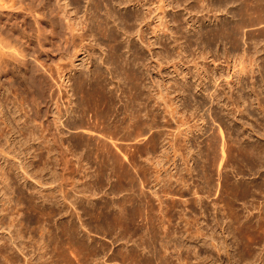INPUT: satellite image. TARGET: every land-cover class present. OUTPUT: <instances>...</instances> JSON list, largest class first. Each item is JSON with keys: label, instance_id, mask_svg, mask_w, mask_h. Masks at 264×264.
Masks as SVG:
<instances>
[{"label": "rangeland", "instance_id": "rangeland-1", "mask_svg": "<svg viewBox=\"0 0 264 264\" xmlns=\"http://www.w3.org/2000/svg\"><path fill=\"white\" fill-rule=\"evenodd\" d=\"M8 1L6 3L7 4L6 7H0V12L4 11L3 13L2 12L0 13L1 14L0 16L2 17V21L5 24V26H7V29L10 30L12 26L14 27L19 23H20L19 25H22L24 22H27L29 25V22H31V18L29 17L28 14H26V12H24V7H23L24 5H22V3L19 4L20 2L18 0H15V2L13 3H11V1L10 2ZM27 1L29 2V0H25V2ZM67 1L69 2V0ZM74 1L76 2L75 5L78 6L79 9H77L75 5L72 6L69 5L68 8H65V10H69L71 13V18H72L71 22H69L70 20L67 18L66 16L67 14H65L64 10L62 9L63 7H61L59 0L52 1L53 7L55 8V12L58 15L57 16V21L59 24L58 33L54 37L50 36L49 34L48 36H50L49 37L50 39L49 38L45 40L43 39L41 40L40 44L36 46H32L31 52L29 54L30 75L34 77L36 76L35 79H37L38 82L43 83L44 85L43 90H45L43 93L44 95L37 94L34 91L35 89L32 88L28 89V87L25 88L19 83L18 79L15 76H13L12 74H5L0 70V86L3 83L6 84L8 83L11 89L8 95L13 94L14 98L16 97V103H14L13 106H10V108H7L2 104L0 107V149L1 150L4 149L6 153V154H2V152L0 151V246H4L3 244L7 243L9 247L8 249L10 250L11 253H14L13 256L17 258L15 259V261L20 260L21 262L18 261L20 264H25L26 260L28 264H36V263L42 264L44 262H45L44 264H66V263L67 264H125V263L128 264L129 261L126 262L124 261L123 263V259L120 256H118L117 253L119 252L118 248L119 250L122 249V251H125L128 248L131 249L132 246L136 244L134 247L137 248L139 247L140 250H143L142 248H144V246L141 247L140 242H142L141 237L143 236V233L145 235L144 231H147V229L143 228V230H141L142 228L139 225L141 224L143 225V222L141 221L142 219H140L139 222L137 223L139 224L138 225L139 232L136 231L135 234V231H133L134 228H131V230L126 231L127 229L121 226L120 228L113 222H111V225L108 226V223L110 222L100 223V221L97 220L95 216L94 218L90 216H86L81 206L84 205L86 207L93 208L95 207V205L98 206L101 202L103 203L105 201H111L113 199L115 201L116 200L118 201L121 198H123L122 196H127L130 194V196L132 195L133 197H135L134 199L137 200L135 203V207L137 209L134 207L137 212L140 206H143L145 204L144 202H142V199H144L146 195L148 196L147 198L151 197L152 199L151 204L149 203L151 206L148 204L150 207L148 206L149 208L147 207L148 209L146 210V213L148 212L149 214V215L146 214V216L148 215L147 216L148 219L152 221L150 222L149 220V224L151 226H155L157 224L155 228L157 229L158 227L157 229L158 231H162V229L166 230V228L168 229V226L171 225V223L173 224V226L172 225L171 226L173 229L172 231L174 232L173 233L174 239L169 240L167 238L169 240L168 243V240L163 241L161 240V238H159L160 240H158V242L156 243L157 249H160L163 244H166L167 246L170 247L171 250L167 251V255L168 252L169 254L170 253L172 254L173 256L171 258L172 264H264V261L262 262V259L261 258L259 259V257H262L263 255L262 248L264 245L259 247L258 249L259 252L257 251V253H259L257 256L258 259L255 260V258L250 259L247 254L243 253L242 244L241 243L239 244L237 242V236H235L234 232H232L233 228L231 227L229 220L231 219L229 217L231 215H230L229 207H227L228 199H225L228 198V196L226 193H223L225 192V190L223 191V188H221L223 187L222 186L223 182L219 179V175L217 174L218 171H215L219 169V167L217 166H220L222 162L225 163L226 160V165L229 164V166L225 165L226 168L227 167L228 168L227 170L224 169V172L229 171L231 176L230 178L231 182L233 181L236 182L241 180L244 181L253 180L259 177L260 175L259 173L258 174L241 173L238 169H236L233 164L234 161L233 160L232 162L231 160L227 161V158H225L227 156L226 154L227 148H225L222 143L226 141H230L234 143L233 145L236 144L238 146L241 143H246L250 141L249 143H254L264 148V136L261 135V132L262 134L264 132V112H261L258 109V105H256L258 100H256L257 97L253 93L254 89L256 88L257 91L261 93L260 95L261 98L264 99V22L262 23L260 22L261 24H259V22L256 24H252V23L248 24L246 29H248L249 34L247 36H249L250 39L246 41L247 42L246 45H244V42H242L240 44V46L242 47L236 45L232 46L231 43L226 41L224 42L221 40H219V42L214 41L213 37L210 40L209 44L208 43L205 44L203 42V39L201 38L203 34L202 32L209 31L213 28L216 29L219 23L220 24L223 23L221 22L222 20L225 19L229 20L236 18L235 19L236 21L234 19L229 20L231 21L229 22L231 23L230 24L231 26L232 24H234L233 26H236L239 18L235 16L234 13L235 11H237L238 7H240L238 6V4L229 7L230 12L226 14L227 11L226 7H224L226 10L223 7L221 9L213 7L215 9H212L211 11L210 9H204L203 7H201L202 6L200 5L201 3L200 4L196 3L197 0H188L189 2L187 1L186 4H184L186 0H183L184 3L182 2V0L179 1V3L173 0H164L166 3L162 2L161 0H144L145 2H148L149 5L148 7L150 8V11H152L151 18L146 22H143L140 26L143 30L142 35L146 43L142 44V42L139 41L138 38L140 36V33H138L139 36L137 35L131 36L130 40H133L131 41L132 45L137 46L140 49V52L145 53L144 56L146 59L144 61L143 59L140 60L139 58L140 56L138 57V55L135 52H133L134 50H136V48L129 47L130 42L126 41L127 37L122 34L121 28L115 31L116 35L119 37L118 42L123 45V52L126 53L125 54L126 58H130V60L132 59L131 61L134 60L135 62H132L134 69L136 71L138 70L137 72L144 76L145 82H141L140 87L136 86L133 89V86H135L133 84H135L136 82H134L132 79H127L123 71H121L120 73V70H118L117 74H114L115 75L114 78L113 75L107 74L108 73L107 68L109 66L108 63L105 64V62L108 61V56H109L108 53L110 51L109 48L107 47L108 44L107 40L101 34H97L96 37L92 38V44L95 46L93 50L90 49L88 40H85L86 44L82 40L84 36H82L81 33L83 34L86 32V29H84L83 31V28L85 24H87L88 22L87 19L89 18V16H91L90 14L94 13V2H93L94 0H80V1L74 0ZM77 2L78 3L81 2V3H79L78 5ZM165 4L166 5L170 4L166 9L168 13V23H169L168 37H163L162 36L163 32H157V28L159 26V15L163 11L162 8L160 9L157 7L160 6L165 7ZM4 5L5 4L1 6ZM122 7L123 6H119L118 10L119 8ZM139 8L140 7L137 5V9ZM134 9H135L134 6H132V10ZM144 9L145 11L148 10L147 7ZM20 11L22 14L16 13ZM123 12L126 13L125 10ZM2 14H5V16H3ZM100 14L104 16L105 14L104 6H102L101 8ZM75 21H76V30L74 31L71 29V26L69 25H71L70 23H75ZM262 21H264V18L262 19ZM93 22L95 21L92 18L91 27L93 26ZM109 22H110V26L118 25L119 27H122L123 25V23H121L120 21L114 23L113 19L110 20ZM180 32L181 35L179 34ZM169 33L170 35L171 33H173V36L172 35L170 36ZM79 35H81L83 38ZM174 38L179 39L177 43H174L172 41ZM165 41H167L168 43V45L166 44L167 46L164 45ZM148 43H153V45L151 46L152 49L151 54L149 52V48L146 46V44ZM42 44L44 46H42ZM83 44L84 47H82ZM39 45L41 46L39 47ZM203 51H205L207 55L206 58H203L200 55V52ZM91 54L93 55L91 56ZM241 56L243 59L241 58ZM252 56L253 59H251ZM135 57L138 58L135 59ZM239 58H241L242 61H245L247 58L248 59L247 66L249 68L250 67L253 68L250 64L253 65L255 64L254 66L255 72L253 71L250 72V74H243L240 76L239 70L243 62L241 61V63L239 64L240 61ZM99 60H101L102 62ZM201 65H203L204 68H202ZM75 67H78L79 69L78 68L77 69L79 71L76 72L75 70H73ZM97 68L101 69L104 73H106V76L108 77V78L106 77V83L108 85V89L113 90L115 92L116 101H117L116 108L120 109L119 113L116 114L114 113L113 117L109 120V123H113V121H116L117 119H123V120L125 119L124 121L128 123L129 121L128 117L127 115L124 114V109H123L124 106L127 104L135 105L137 111L141 110L140 114L143 115V118L145 120H147V118L149 117L148 119L150 120V122H152L153 120L155 121L154 123L153 122L151 123L154 125L151 126L147 125L144 127V129L147 130H145L146 132L145 131L142 132V134L144 133L143 134L144 136H141L143 139L141 138L139 140L138 138L137 139L132 138L133 142L127 139L128 141L124 143V145L126 144L124 146L126 151H128V153L130 152L131 154L134 153L138 157L137 166L135 165L136 167L129 165L131 171L129 167L126 166L127 170L129 169L128 170L129 173L126 170L125 166L124 167L120 166V165L122 166L125 165V162H127L129 155L127 156L124 154L121 155L122 157L124 156L123 157L124 159H122L124 163L121 160L123 164L121 163L119 165V163L115 162V160H113L115 158H114V152L112 150L115 145L109 142L111 138L108 137L107 134H104V136L106 135L105 136L107 137L106 139L109 138L110 139L109 140L104 139L105 141L103 140L102 142L106 144V146L104 145V147H108L109 149L105 148L106 151L103 150L101 151V153L103 154L105 151V154H103V158H106L109 164L104 166L103 171L100 168L97 169V167H100L97 164L99 162V159H97L96 161L98 162H96L94 156L93 157L90 156L93 155L90 154L92 152L91 148L97 147L95 146L96 144L94 143L95 145H93L92 142V145L88 149L91 151H88L87 148L81 149V151L84 150V153H86L87 160L88 158L92 159V160L90 159L88 162L89 174L92 177H93V173L94 175L96 174L95 175L96 179L94 177L92 178L88 174L89 177H87L88 178L87 186L85 187L83 186V182L85 181V179L83 178L84 174H82L83 169L82 170L80 168L76 169L75 167L72 166L71 163H69L68 169L67 167L66 168L64 167V163L66 159L71 158V155L69 154V150L72 149H73L72 151L77 150V148H75V145L76 142L78 141L77 139L81 134L80 132H82V130L81 129L76 130L73 128L69 129L65 125H67V122L69 121H77L83 119L80 118L79 112L82 110V108L87 102L81 98L82 95H78V94L74 95L75 85H73L74 80L71 78H75L80 73L87 76L91 74L90 78H92L93 73ZM202 69L207 70V72L209 73V75L206 78H204V80L200 79L199 77L200 70L201 73L203 72ZM70 70L72 71L71 74H69ZM60 73H63V75L65 76L63 78H60ZM116 76H118L119 78L118 77L116 78ZM130 80H132V82ZM185 84L188 85V88L190 86V90L185 91L182 88ZM136 85L139 84L136 83ZM208 88L210 90L213 89L216 94L220 93L222 97L219 98H216L215 96L213 98L209 97L208 96L209 92L208 91L206 92L205 90ZM135 89H136V93H135ZM223 90L228 95L229 94L231 95L232 93H235L236 95L238 91L239 93H242L241 95L245 98V106H242L246 110L245 114L243 113L239 115L235 113L236 116H234V114L231 113L232 112L231 110L226 109L225 105L227 104V99L223 97V93H224V92L222 93ZM137 92L139 94L144 93V95L143 94L139 95V97L140 96L141 97L138 98V100H135L134 98ZM146 96L148 100H146L147 99ZM130 97H132V99ZM0 98L3 101H5L4 100L5 98L3 96H0ZM70 101L71 104L69 103ZM135 101H137L138 103ZM252 102H254V105H252ZM67 107H69V116L67 117L68 114H66V116L60 118L61 115L66 113ZM146 107L149 108L147 109ZM84 109H86L87 111L84 116V119L86 120L83 119L84 122L89 126V124H91V122L93 121L91 124L93 126V123L95 124L96 122H98L94 120L95 119L94 117H92L93 111H91V109L86 107ZM144 113L145 114L148 113L149 116L146 115L147 116L146 117ZM237 116L239 119L242 116L243 119L241 121L239 120L236 121L235 117ZM219 118H221L222 123L217 121ZM4 119H6L5 123L2 122V120ZM61 120H63L62 123L60 122ZM168 121H170L169 124L171 126H168ZM219 124L223 127L224 130L220 126H218ZM197 126L199 127L201 126L202 129L200 130L201 132L196 131L195 133L191 134V130H195ZM221 130L225 131V133L221 134ZM73 131L75 133H73ZM179 133L182 135H180ZM210 133H214L216 137H218V139H216L215 141L206 140V138L209 137ZM53 135H55L56 137H53ZM75 135H77L76 136L77 138L75 137ZM123 136L124 133L118 135L116 140L119 139L121 143L123 141V140L121 141ZM175 136L177 140L176 142L179 145L180 144L184 145L185 140H188V145L193 150L192 151L193 153L191 154L194 156V158L190 162V166L194 170L192 173L193 175L189 174V172L187 173L184 171L186 165L183 164L181 160V156H179V154L175 155L172 153V151H170V153L168 152V147L170 145L169 142L175 139ZM186 136L188 138H186ZM88 137H90V135H88ZM219 139L220 141L221 140L222 141L220 142ZM25 140H29L32 147L31 150L26 151V149L23 148ZM119 140L117 142H119ZM106 141H108V143H106ZM102 142H100V145ZM209 142L211 143V146ZM145 143L147 144L145 145ZM148 144L149 146H147ZM137 145L138 147H136ZM150 145L152 146L150 147ZM140 146L142 151L139 150ZM215 146H216L215 148L216 150L211 148ZM223 147L225 148V150ZM50 149L52 150V152L48 153ZM135 149L137 150V152ZM207 150L209 153L207 152ZM214 150L216 152H214ZM78 152H80V150H78ZM111 152L112 155L110 154ZM211 152L212 154H210ZM206 154L208 155V158L210 157L209 160L212 161L209 162L207 160L208 158ZM112 156L113 159L110 158ZM174 157L177 160V162L175 163L174 161L176 160L174 159ZM110 162H112L111 164L113 165H111ZM115 163H117V165ZM139 165L141 167H139ZM205 165H207L208 168ZM24 166L26 168L28 167L32 176H26L24 174L23 171ZM176 166L178 167L176 168ZM210 166L213 168V171H215L217 174V175L215 174L214 177L215 179L213 178L214 181L212 180L213 182L211 183L209 180H207L208 173L212 169ZM120 167L124 168V170L122 169L123 170L122 171ZM216 167L217 169L214 170V168ZM209 168L211 169L206 171ZM179 169L180 170L184 169L183 173H186V175L188 174L187 178L190 177L189 178L190 187L189 186L187 187L189 189L184 188L185 190H183V193L182 192L175 193L174 195L168 194L170 193L169 192L170 190H168L170 188H168V186L170 185L171 182H173V184L175 183L176 178L180 173L178 172L180 171ZM95 170L96 171L98 170L97 171L98 173L102 171L104 175L101 178L106 180L104 181L103 179L101 180L100 178V180L98 181L97 178L98 173H96ZM213 171L211 170V172ZM7 172L13 175L12 176L13 182H16L14 184V188L9 181L6 182V178H2V176L5 175ZM120 172H124V174L127 172L129 175L126 173L127 176L125 178L123 173ZM131 172L132 174H130ZM133 172L134 173L136 172L135 173L136 175H134ZM261 172L263 173L262 177L264 178V167L261 169ZM120 174H121V178H119ZM115 175L116 177L118 176L117 178L119 180L115 177ZM130 175L131 176L133 175L132 176L133 179H131L132 180L131 182L134 181L133 183L131 182L128 183L131 177ZM205 175H207V177H205ZM134 177L135 178L137 177L138 179L137 178L135 179ZM54 178L57 179L56 183L52 182V179ZM126 179L127 181H125ZM139 179L140 180L143 179V180L140 181ZM136 180H138L137 181L139 182L138 184ZM209 183L211 185H209ZM175 185L176 184L173 185L174 188L178 186ZM16 186L23 188L27 194H30V192L32 191L35 192L37 194L36 195L37 197L46 194L47 192H50V190H53L56 195L58 194L57 196H61L62 194L70 196L72 195L73 192L75 193L76 191H79L83 187L88 189L87 193L92 194L91 203L88 202L87 199L85 200L77 199L76 202L81 204V206L75 204V207L74 206L71 207L69 209V213L67 214V216H64L63 219L60 220V222L68 220L69 219L68 215L73 210L76 213V216H74V219L76 220L75 222L76 223L80 222L78 223V226H80L82 222H85L86 224V226H83L84 227L82 229L83 231L81 230L82 227L81 226L79 227L80 229L79 235L82 237L85 243L87 242L86 243L87 246H89L91 249L89 247H87L88 250H86V248L85 249L82 248L83 250L82 251L81 248L78 249L79 247L76 246L71 247L70 245L68 246L66 243H65L66 247L61 243H57L58 248L56 249L55 248L56 246L54 247L53 240L51 239L52 240L51 241L49 239L51 234L48 231V225L46 224V222L44 221L42 222L43 219L41 220L39 216L30 214L29 213L30 211H27V203L26 204L24 203V205L23 203H20V199H22L21 197L22 195L20 196V192L16 189ZM210 186L213 187L210 188ZM180 187L178 188L180 189ZM215 188H216V193L215 191H213L215 190ZM139 189L141 191H139ZM219 189L220 190L222 189L221 193ZM113 190H116V192L118 193L112 194ZM196 192L197 194L199 193L200 197L197 196ZM208 192L210 194H213V196L212 195H211L212 197L208 196ZM74 193L72 196L73 200H75ZM142 195H144V197H142ZM139 196H141L142 199ZM202 197L203 199H200ZM173 198L174 200H176L175 202L178 201L176 212L173 211L174 213L168 215L167 213L168 203L171 202ZM9 199H11L12 202L9 203L7 201ZM22 200H25V198H23ZM138 200L141 201L139 202ZM5 202L7 203L6 205H4ZM137 202L139 205L137 204ZM259 202L260 205H262L261 203H264V194L259 198ZM238 203H237L238 205H241L239 208L244 209V206L242 205L243 202L239 201ZM64 204L66 205V203ZM5 206L8 207V210L6 212H4L3 210ZM11 211L14 213H12ZM25 211H27V213ZM248 211H250L249 207L247 209H244L245 216H248L249 214L250 216L252 214L253 216H255L258 214V210L256 211L251 210L252 212L250 211V213ZM17 213L18 215L19 214L20 215L19 216L16 215ZM77 213H79V216H77ZM137 214H139V212ZM12 215L15 216V218H17L18 220L23 221L22 223L25 224V226H23L24 229L23 231L20 230L21 228H19L20 226L19 223L18 226L11 229L5 228V226L1 224L2 221H5L4 223L6 222L9 223V218L10 220L11 218H13ZM35 217H37V219ZM78 217H81L82 219L80 220ZM27 220L28 222H26ZM29 220L32 223H29L30 222ZM153 220H155L156 223ZM44 224H45V229L42 230V226ZM101 224H105L106 226L103 225L101 228L100 226ZM161 224L163 225L161 226ZM165 225L168 226L165 227ZM104 226L108 230H110L112 227L113 230L111 229L110 232H108V230H106ZM198 227L202 229L203 231L202 233L205 234V237L202 238V236L197 237V236H192L190 234L191 231H194V229L195 228L197 229ZM13 230L16 233H13L14 232ZM18 230L21 231L19 234V238L16 237L18 236L17 235V233L19 232ZM140 230H141V234H140ZM11 232L15 236L14 238L10 237L13 236ZM129 234H131L132 236H130ZM20 235H23V238H20ZM122 236L126 238L128 237L127 238L128 240L126 238H123ZM161 236L164 237L163 234ZM49 240L53 244L52 246L48 247L50 249L46 247V244L48 245ZM135 241H137V243ZM50 242L49 244L51 245ZM101 244L102 246L105 244L103 246L104 248L108 246L106 247V252L104 251V249L102 251ZM61 245L64 246L63 249L62 247H59ZM43 246H45L48 250ZM97 249L98 250L100 249L101 252L98 253L99 251ZM49 250L52 251L50 252ZM92 250H94V252L96 250V254L97 253L98 254L94 255V252ZM72 252L75 254H73ZM143 252L147 253V255H150L148 249L144 250ZM114 253L116 254L114 255ZM58 254L61 256H59ZM62 255H64V257ZM112 255L114 256L112 257ZM179 256H181L180 262L178 260ZM91 258L93 260H91ZM183 258L186 260H184ZM173 260H175V262ZM18 262L16 263L18 264ZM0 264H7V261L1 255V253H0Z\"/></svg>", "mask_w": 264, "mask_h": 264}, {"label": "bare ground", "instance_id": "bare-ground-1", "mask_svg": "<svg viewBox=\"0 0 264 264\" xmlns=\"http://www.w3.org/2000/svg\"><path fill=\"white\" fill-rule=\"evenodd\" d=\"M7 1L8 0H0V4L3 5L5 4L4 6H1L0 7H6L7 6ZM13 3L15 2V0H9L8 2ZM22 5H24V12H26V14L29 15V17L31 18V22H29V25L27 22H24L22 25H15L14 27L12 26V28L10 30L7 29V26H5V24L3 23L2 21V17L0 16V70L5 73V74H12L13 76H15L19 83L24 86L25 88L28 87V89H35L34 91L37 93V94H40V95H44V91L43 90V83H40L37 81V79H35L34 76L30 75V61H29V54L31 52V49H32V46H36L38 44H40L41 40H45V39H48L50 36L54 37L57 35L58 33V29H59V24H58V21H57V14L55 12V8L53 7V4H52V1L53 0H29V2H25V0H18ZM80 1V0H79ZM162 2H165L164 0H161ZM173 1H177V3H179V1L181 0H173ZM188 0L185 1L184 4H186ZM94 13L93 14H90L91 16H89V18L87 19L88 22L87 24H85L84 28H83V31L84 29H86V32L85 33H81L82 36H84V38L81 36L85 43V40H88L89 41V45H90V49L93 50V48H95V46L92 44V38L93 37H96L97 34H101L108 42L107 44V47L109 48V53H108V61L105 62L108 63V68H107V74L109 75H113V78H114V74H117L118 70H120V73L121 71H123L124 75L126 76L127 79H132L134 82H136L137 84L139 85H131L133 86V89L136 87V86H141L140 83L141 82H145L144 81V76L141 75L140 73H138L135 69H134V66H133V63L132 62H135L134 60L131 61L130 58H126L125 56V52H123V45L120 44L118 41H119V37L116 35L115 31H117L119 28L122 29V34L125 35L127 38L126 41L130 42L129 43V47L132 48H136V50H132L133 52H135L138 57L141 59H143V61L146 59L145 58V53L143 52H140V49L135 46V45H132V42L133 40H130L131 36H134V35H137L139 36L138 33H140V36H139V41L142 42V44H145L146 42L144 41V37L142 35V28L140 27L141 24L143 22H146L147 20H149L151 18V15H152V11H150V8L148 7V2H145L144 0H94ZM181 2V3H182ZM189 2V1H188ZM59 3L61 5V7H63L62 9L64 10L65 14H67V18L70 20L69 22H71V13L69 10H65V8H68L69 5H75V1L74 0H69V2L67 0H59ZM78 3V2H77ZM81 3V2H79ZM78 3V5H79ZM166 3V2H165ZM176 3V2H175ZM198 4L202 5L201 7H203L204 9H210L212 11V9H215V8H218V9H221L222 7H226L227 8V11H226V14L229 13V7L231 6H234L235 4H238V9L237 11H235L234 15L237 16L239 19H238V23L236 24V26H233L234 24H232V26L230 25L231 21L229 20H233V19H225V20H222L221 22L223 23H219V25L217 26L216 29H211L209 31H206V32H202V36L201 38L203 39V42L205 44H209L210 43V40L214 39V41H217L219 42V40L221 41H226V42H229L233 45H236V46H240V44L242 42H244V45H246V41H248L250 39L249 36H247L249 33H248V29L247 26L249 23H252V24H256L259 22V24H261L262 22V19L264 18V0H197ZM16 4V3H15ZM197 4V5H198ZM137 5L140 7L139 9H137ZM170 5V4H169ZM169 5H166L165 4V7H157V8H162L163 11L161 12V14L159 15V26L157 28V32H163L162 36L163 37H168V13H167V8ZM172 5V4H171ZM179 5V4H178ZM181 5V4H180ZM76 6V5H75ZM102 6L105 7V14L104 16H102L100 14V10L102 8ZM119 6H123L122 8H119L118 10V7ZM132 6H134V10H132ZM13 7V6H12ZM148 8L147 11H145L144 8ZM215 7V8H213ZM75 8V7H74ZM77 9L78 6H76ZM76 9V10H77ZM225 9V8H224ZM233 9V8H232ZM126 11L123 12V11ZM226 10V9H225ZM233 11V10H232ZM231 11V12H232ZM2 12V11H1ZM0 12V13H1ZM4 12V11H3ZM2 12V13H3ZM92 12V11H91ZM234 12V11H233ZM17 14H22L21 11L20 12H16ZM1 15V14H0ZM3 16H5V14H2ZM229 15V14H228ZM217 16V15H216ZM232 17V15H231ZM92 18L95 22H93V26L91 27V24H92ZM113 19V22L116 23L117 21H120L121 23H123L122 27H119L118 25L116 26H110V20ZM236 19V18H235ZM234 19V20H235ZM74 20V19H73ZM177 21V19H176ZM236 21V20H235ZM74 22V21H73ZM179 22V21H178ZM261 22V23H260ZM79 23V22H78ZM84 23V22H83ZM86 23V22H85ZM71 25V29L72 30H76V21L75 23H70ZM84 25V24H83ZM261 28V27H260ZM82 29V28H80ZM78 29V30H80ZM181 29V28H180ZM171 31V30H170ZM156 32V34H157ZM175 32V31H174ZM50 34V36H48ZM181 35V32L179 33ZM170 35V33H169ZM171 35L173 36V33H171ZM170 35V36H171ZM207 36V37H206ZM258 36V35H257ZM51 37V38H52ZM179 37V36H178ZM170 38V37H169ZM182 38V37H180ZM199 38V37H198ZM50 39V38H49ZM178 38H174L172 41L174 43H177L178 42ZM257 40V39H256ZM46 42V41H45ZM87 42V41H86ZM140 42V43H141ZM171 42V41H169ZM172 42V43H173ZM190 42V41H189ZM139 43V44H140ZM86 44V43H85ZM141 44V45H142ZM168 45L167 41L164 42V45ZM179 44V43H178ZM153 45V43H148L146 44V46L149 48V52L151 54L152 52V49H151V46ZM163 45V46H164ZM166 45V46H167ZM248 45V44H247ZM41 45H39L40 47ZM42 46H44L42 44ZM125 46V45H124ZM180 46V45H178ZM188 46V45H187ZM235 46V47H236ZM84 47V44L83 46ZM101 47V46H100ZM128 47V48H129ZM186 47V46H185ZM204 47V46H203ZM242 47V46H240ZM179 48V47H178ZM235 49V48H234ZM142 50V49H141ZM245 51V50H244ZM247 51V50H246ZM148 52V53H149ZM260 52V51H259ZM95 53V52H94ZM244 53V52H243ZM93 54H91L92 56ZM200 55L203 57V58H206V53L205 51L203 52H200ZM90 56V57H91ZM135 56V55H133ZM199 56V55H198ZM200 56V57H201ZM240 56V54H239ZM245 56V55H244ZM137 57V58H138ZM246 57V56H245ZM135 57V59H137ZM199 58V57H198ZM238 58V57H237ZM242 58V56H241ZM240 59L239 61V64L241 63L242 59ZM103 59V58H102ZM105 59V58H104ZM134 59V58H133ZM238 59V60H239ZM253 59V56L252 58ZM107 60V59H106ZM105 60V61H106ZM237 60V61H238ZM245 60V59H244ZM247 58L245 61H242V65L240 67V76L243 75V74H250V72H255V69H254V66L255 64H250L253 68H249L247 66ZM257 60V59H256ZM101 61V60H99ZM254 61V60H253ZM102 62V61H101ZM140 62V61H139ZM255 62V61H254ZM104 63V62H103ZM102 63V65H103ZM143 63V62H142ZM179 63V62H178ZM253 63V62H252ZM104 64V65H105ZM113 67V68H111ZM202 68L203 65H201ZM257 67V65H256ZM78 67H75L73 70H75L76 72L79 71L77 69ZM236 68V66H235ZM206 69V68H205ZM205 69H202L203 72L201 73V70H200V74H199V77L200 79L204 80V78H206L209 73L207 72V70ZM71 70L69 71V74H71ZM143 74V73H142ZM91 75V74H90ZM90 75H84L82 73L78 74L75 78H71L74 80V92L78 95H82L81 98L86 102V104L84 105V107L82 108V110L79 112V115H80V118H83L84 119V116H85V113L87 112L86 109H84L85 107L86 108H89L91 109V111H93V116L95 119V121H98L96 122L95 124L93 123V126L91 124H89V126L84 122V120L86 119H81V120H77V121H69L67 122V126L69 129L73 128V129H81L82 132H80L81 134L79 135L78 137V141L76 142V145H75V148H77V150L75 151H72V150H69V154L71 155V158L69 159H66L65 163H64V167L67 169L69 168V163L72 164L73 167H75L76 169H83L82 171V174H84L83 178L85 179V181L83 182V186H87V177H89V167H88V162L89 159L87 160L86 158V153H84V150L81 151V149H85L87 148V150L89 149V147L92 145V142H93V145L97 146L95 148H91L92 149V152H88L90 154H93V155H90L91 157L94 156V159L95 161L97 159H99V162L97 164L100 166V167H97L102 169V171L104 170V166L108 165L109 162L107 161L106 158H103V154H105V148L109 149L108 147H104V145L106 146V144H104V142H102L104 139H106L107 137L104 136V134H107L108 137H110L109 139H106V140H109L110 143H112L113 145H115L113 147V152H114V158L113 159V156L110 157L112 158L113 160H115V162L119 163V165L122 163V159H124L121 155L124 154V155H129V158L127 160V162H125V165H120L121 167H126L128 166L130 171H131V168L129 165H132L134 167L137 166V160H138V157L133 153L130 154L128 153V151H126V149L124 148V143H126L129 139V141H132V138L133 139H141L142 137L141 136H144L142 134L143 131L147 130V129H144L145 126L149 125H154V124H151L152 122L154 123L155 120L151 121L147 118V120H145L143 118V115L140 114V111L135 108V105H131V104H127L124 106V114L127 115L128 117V123L125 122L123 119H117L116 121H113V123H109V120L113 117L114 113H119L120 109H117V101H116V95H115V92L113 90H109L108 89V85L106 83V73H104L101 69L97 68L94 73H93V77L90 78ZM65 75H63V73H60V78H63ZM72 77V76H71ZM118 76H116L117 78ZM123 77V76H122ZM108 78V77H107ZM110 78V77H109ZM119 78V77H118ZM241 79V78H240ZM132 80H130L132 82ZM118 81V80H117ZM123 81V80H122ZM231 81V80H230ZM119 82V81H118ZM202 83V82H201ZM183 84V83H182ZM143 85V84H142ZM149 85V84H148ZM205 85V84H204ZM9 84L7 83H3L1 86H0V96H3L5 99V101H3L1 98H0V107H1V104L3 106H6L7 108H10V106H13L14 103H16V97L14 98V95L13 94H9L10 93V86ZM68 86V85H67ZM201 86V84H200ZM218 87V86H217ZM117 88V87H116ZM132 88V87H131ZM185 91H188L190 90V86L188 88V85H184L182 87ZM235 88V87H234ZM125 89V88H124ZM128 89V88H126ZM139 89V88H137ZM144 89V87H143ZM141 90V89H139ZM138 90V91H139ZM203 90H204V87H203ZM206 92L208 91L209 92V97L213 98L214 96L216 98H219V97H222L219 94H216L215 91L213 89H205ZM134 91V90H133ZM193 91V90H192ZM131 92H132V89H131ZM182 92V91H181ZM191 92V91H190ZM224 92V93H223ZM129 93V92H128ZM135 93H136V89H135ZM223 93V97L225 99H227V104L225 105L226 106V109L227 110H231L235 115L236 114H245V108H243L242 106H245V98L241 95L242 93H238L235 95V93H232L231 95L227 94L224 90L222 91ZM255 94V97L257 101V104L258 105V109L261 111V112H264V99L261 98V93L257 91V89L255 88L254 89V92ZM144 95V93H141L139 94L137 92V94H135V100H138L139 95ZM130 95V94H129ZM150 95V94H149ZM124 96V94H123ZM134 96V95H133ZM144 97V96H143ZM150 97V96H149ZM118 98V97H117ZM132 99V97H130ZM147 98V96H146ZM123 99V98H122ZM148 100V98L146 99ZM150 100V99H149ZM219 100V99H218ZM255 100V101H256ZM132 101V100H131ZM134 101V100H133ZM140 101V100H139ZM222 101V100H221ZM137 102V101H135ZM220 102V101H219ZM71 104V101L69 102ZM127 103V102H126ZM132 103V102H131ZM134 103V102H133ZM138 103V102H137ZM141 104V103H140ZM145 104V103H144ZM208 105V104H207ZM205 105V106H207ZM252 105H254V102H252ZM82 106V105H81ZM143 107V106H142ZM145 107V106H144ZM147 108V107H146ZM145 108V109H146ZM149 108V107H148ZM147 108V109H148ZM169 108V106H168ZM152 109V108H151ZM144 110V109H143ZM150 110V109H149ZM154 110V109H153ZM90 111V112H91ZM154 112V111H153ZM61 114V113H60ZM67 117L69 116V107H67L66 109V113L61 115L60 118H63L64 116ZM143 114V113H142ZM145 114V113H144ZM212 114V113H211ZM149 116L148 113L145 114V116ZM215 115V114H214ZM238 115V116H239ZM118 116V115H117ZM146 116V117H147ZM202 116V115H201ZM237 117L236 118V121L239 120L241 121L243 119V117L241 116V118L239 119ZM152 117V115H151ZM215 117V116H214ZM217 117V116H216ZM155 119V118H154ZM144 120V121H143ZM94 121V122H95ZM218 122H221L222 123V120L221 118H219L217 120ZM3 123L6 122V119L2 120ZM61 123L63 122V120L60 121ZM66 122V121H65ZM88 122V121H87ZM90 122V121H89ZM127 123V124H126ZM157 123V121H156ZM170 121H168V126H171L170 124ZM224 124V123H223ZM242 124V123H241ZM244 124V123H243ZM178 126V125H177ZM183 126V125H182ZM218 126H220L222 129L223 127L219 124ZM60 127V126H59ZM155 127V126H154ZM157 127V126H156ZM180 127V126H179ZM23 128V127H21ZM149 128V127H148ZM169 128V127H168ZM183 128V127H182ZM186 128V127H185ZM144 129V130H143ZM172 129V128H171ZM181 129V128H179ZM202 130L201 129V126H197V128L195 130H191V134L192 133H195L196 131H200ZM224 130V129H223ZM234 130V129H233ZM254 130V129H253ZM79 131V130H78ZM70 132V131H69ZM146 132V131H145ZM150 132V131H149ZM159 132V130H158ZM201 132V131H200ZM218 132V131H217ZM73 133H75L73 131ZM72 133V134H73ZM124 133V136L122 137L121 139V143H120V140L119 142H117L118 140L117 139V136ZM170 133V131H169ZM174 133V131H173ZM222 133H225V131H222L221 130V134ZM71 134V133H70ZM78 134V133H77ZM146 134V133H145ZM172 134V133H171ZM178 134V133H176ZM180 134V133H179ZM74 135V134H73ZM88 135H90V137H88ZM110 135V136H109ZM160 135V134H159ZM175 135V133H174ZM182 135V134H180ZM184 135V134H183ZM186 135V133H185ZM261 135L264 136V132L262 134L261 132ZM77 135H75L76 137ZM122 136V135H121ZM147 136V135H145ZM152 136V135H151ZM171 136V135H169ZM177 136V135H176ZM176 136H175V139L171 140L169 142V147H168V152L170 153V151H172L173 154L175 155H178L181 156V160L183 162L184 165H186V168L178 171L180 172L178 177L176 178V181L174 184L178 185L176 188H174V184L173 182H169L170 185L168 186V190H170L168 194H175V193H180L182 192L183 193V190H185L188 186L190 187V177L187 178V175L186 173H183L184 171L185 172H189V174H192L193 173V168L190 166V162L191 160L194 158V156L191 154L193 153L192 151V148L188 145V140H185V144L184 145H179L176 141ZM208 136V135H207ZM53 137H56L55 135H53ZM77 138V137H76ZM119 138V137H118ZM153 138V137H152ZM158 138V137H157ZM174 138V137H173ZM181 138V137H180ZM186 138H188L186 136ZM143 139V138H142ZM145 139V137H144ZM149 139V138H148ZM184 139V138H183ZM182 139V140H183ZM190 139V138H189ZM216 139H218V137H216V135L214 133H210L209 134V137L206 138V140H212V141H215ZM93 140V141H92ZM156 140V139H155ZM205 140V141H206ZM105 141V140H104ZM147 141V140H146ZM145 141V142H146ZM150 141V140H149ZM169 141V140H168ZM204 141V140H203ZM202 141V142H203ZM220 141V139H219ZM219 141H218V144H219ZM222 141V140H221ZM220 141V142H221ZM226 141V140H224ZM100 142L101 145H100ZM137 142V141H136ZM135 142V143H136ZM139 142V141H138ZM142 142V141H141ZM148 142V141H147ZM151 142V141H150ZM149 142V143H150ZM153 142V141H152ZM250 142V141H249ZM249 142H246V143H241L239 144L238 146L235 144L233 145L234 143L233 142H230V141H226V142H223L222 144L224 145L225 148H227V151H226V154L227 156L225 158H227V161H230L232 162V160L234 161L233 164H234V167L236 169H238L241 173H249V174H260L259 177L253 179V180H241V181H236V182H231V176H230V173L229 171H226L224 172V169L227 170L226 166L229 164L226 165V160H225V163L222 162L220 166H217L219 167V169L215 170V171H218L217 174L219 175V179L223 182V191L225 190V192L223 193H226L228 198H225V199H228V203L226 201V203L228 204L227 207H229V211H230V215L229 216L231 219H228L230 220V225L231 227L233 228V231L235 236H237V242L240 244H242V249H243V253L247 254L249 256V258L253 259L255 258V260L258 259V254L257 251L259 249L260 246L264 245V206L263 204L264 203H261L262 205H260V202H259V198L264 194V178L262 177V172H261V169L264 167V148L258 146L257 144H254V143H249ZM95 143V144H94ZM106 143H108V141H106ZM181 143V142H180ZM210 143V142H209ZM232 143V144H231ZM42 144V143H41ZM138 144V143H137ZM147 143H145L146 145ZM151 144V143H150ZM157 144V143H156ZM195 144V143H194ZM215 144V143H214ZM216 144H217V141H216ZM221 144V146H222ZM110 145V144H109ZM108 145V146H109ZM140 145V144H139ZM209 145V144H208ZM213 145V144H212ZM27 150H31V144L29 142V140H25V143L23 145ZM73 146V145H72ZM130 146V145H129ZM133 146V145H131ZM135 146V145H134ZM142 146V145H141ZM141 146L139 148V150H141ZM149 146V144L147 145ZM152 145H150L151 147ZM195 146V145H194ZM193 146V147H194ZM210 146H211V143H210ZM214 146V145H213ZM138 147V145L136 146ZM181 147V148H180ZM183 147V148H182ZM197 147V146H196ZM195 147V148H196ZM199 147V146H198ZM223 147V148H224ZM72 148V147H71ZM70 148V149H71ZM125 150H124V149ZM135 148V147H134ZM213 149L216 148L215 147H211ZM222 148V147H221ZM224 148V150H225ZM24 149V150H25ZM52 149V148H51ZM49 150L48 153H51L52 150ZM111 149V147H110ZM129 149V148H128ZM197 149V148H196ZM210 149V147H209ZM68 150V149H67ZM78 150H80V152H78ZM104 151V153L102 154L101 151ZM136 150V149H135ZM150 150V149H149ZM216 150V149H215ZM214 150V152H216ZM0 151L2 152V154H6L4 149ZM88 151H91V150H88ZM108 151V150H107ZM130 151V150H129ZM133 151V150H132ZM142 151V150H141ZM109 152V151H108ZM137 152V150H136ZM208 152V150H207ZM140 153V152H139ZM209 153V152H208ZM224 153V152H223ZM112 155V152L110 153ZM142 154V153H141ZM212 154V152L210 153ZM38 155V154H37ZM35 155V156H37ZM68 155V153H67ZM107 155V153H106ZM197 155V154H196ZM207 155V154H206ZM89 156V157H90ZM105 156V155H104ZM137 159H136V157ZM216 156V155H215ZM108 157V156H107ZM140 157V156H139ZM178 157V156H177ZM224 157V156H223ZM76 158V159H74ZM207 158H208V155H207ZM210 158V157H209ZM209 158L207 159L209 162L212 161V160H209ZM94 159H93V162H94ZM106 159V160H105ZM109 159V158H108ZM174 159L176 160V158L174 157ZM179 159V158H178ZM215 159V158H213ZM92 160V159H91ZM122 160V161H121ZM126 160V158H125ZM110 161V160H109ZM121 161V162H119ZM113 162V161H112ZM110 162V164L112 163ZM177 162L174 161V163ZM207 162V163H209ZM220 162V161H219ZM117 163H115L117 165ZM124 163V161H123ZM122 163V164H123ZM206 163V162H205ZM217 163V162H216ZM215 163V164H216ZM114 164V165H115ZM220 164V163H219ZM113 165V164H111ZM118 165V167H119ZM136 165V166H135ZM209 165V164H208ZM226 165V166H225ZM48 166V164H47ZM110 166V165H109ZM145 166V165H144ZM207 167V165H205ZM213 166V165H212ZM231 166V165H230ZM25 167V166H24ZM23 167V171H24V174L26 176H32L31 175V172L29 171L28 167L24 168ZM120 167V168H121ZM139 167H141L139 165ZM178 166H176L177 168ZM184 167V166H183ZM211 167V166H210ZM221 167V168H220ZM71 168V167H70ZM108 168V167H107ZM181 168V167H180ZM205 168V167H204ZM208 168V167H207ZM212 168V167H211ZM211 168L207 169L206 171L210 170ZM114 169H115V166H114ZM119 169V168H118ZM117 169V170H118ZM124 170V168H121V170ZM128 169V170H129ZM137 169V168H136ZM206 169V168H205ZM10 170V168H9ZM34 170V169H33ZM120 170V171H121ZM122 170V171H123ZM126 170H127V167H126ZM127 170V171H128ZM142 170V169H141ZM184 170V171H183ZM213 171V168L211 169ZM210 172L208 173V177L207 175H205V177H207L211 182H213V178L215 177V174L216 172L213 171V172ZM98 171V170H97ZM96 170L95 172L98 173ZM100 172L97 174V178H98V181L100 180V178L104 175L103 172ZM112 171V170H111ZM114 171V170H113ZM205 171V170H204ZM205 171V172H206ZM9 172V171H8ZM6 173L5 175H1L2 178H6V182L9 181L10 184H12L13 188H14V184L16 182H13V175L9 174V173ZM117 172V171H116ZM125 172V171H124ZM124 172H120V173H123V175L127 176V174H124ZM142 172V171H141ZM106 173V172H105ZM112 173V172H111ZM134 173V172H133ZM136 173V172H135ZM134 173V175H136ZM89 174V175H88ZM113 174V173H112ZM117 174V173H116ZM119 174V173H118ZM132 174V172L130 173ZM138 174V172H137ZM216 174V175H217ZM96 175V174H95ZM95 175L93 173V177L95 178ZM129 175V174H128ZM193 175V174H192ZM91 176V175H90ZM121 178V174L119 175ZM131 176V175H130ZM133 176V175H132ZM131 176V177H132ZM175 176V175H174ZM190 176V175H189ZM92 177V176H91ZM92 177V178H93ZM114 177V175H113ZM116 177V175H115ZM118 177V176H117ZM116 177V178H117ZM123 177V176H122ZM130 177V180L128 183H130L133 179V177L131 178ZM221 177V178H220ZM30 178V177H29ZM106 178V177H104ZM129 178V177H128ZM135 178V177H134ZM137 178V177H136ZM135 178V179H136ZM147 178V176H146ZM172 178V177H171ZM96 179V178H95ZM103 178H101L102 180ZM108 179V178H107ZM118 179V178H117ZM134 179V180H135ZM138 179V178H137ZM145 179V178H144ZM215 179V178H214ZM104 181L106 179H103ZM119 180V179H118ZM140 180V179H139ZM143 180V179H141ZM140 180V181H141ZM213 180V181H212ZM218 180V179H217ZM97 181V182H98ZM103 181V182H104ZM127 181V179L125 180ZM138 180H136L137 182ZM170 181V180H169ZM172 181V180H171ZM208 181V182H209ZM52 182L53 183H56L57 182V179L54 178L52 179ZM134 182V181H133ZM131 182V183H133ZM147 182V181H146ZM90 183V182H89ZM92 183V182H91ZM126 183V182H125ZM139 182H137L138 184ZM178 183V184H177ZM209 183V185H211ZM93 184V183H92ZM96 184V183H95ZM136 184V183H135ZM144 184V183H143ZM214 184V183H212ZM219 184V183H218ZM141 185V184H140ZM175 185V186H176ZM95 186V185H94ZM128 186V185H127ZM135 186V185H134ZM145 186V185H144ZM182 186V187H180ZM214 186V185H213ZM212 186V187H213ZM85 187L81 188L79 191H76L74 194V198L75 200H73V193L72 195H60L61 196H57L55 194V192L53 190H50V192H47L46 194H43L41 196H36L37 194L35 192H30V194H27L23 188L19 187V186H16V189L20 192V196L23 198H25V200H22L20 199V203H24L26 204L27 203V211H30L29 213L30 214H34L36 216H39L42 220V222H46V224L48 225V231L50 232V237L49 239L53 240L54 242V247L57 249V243H61L63 245H65L66 247V244L69 246H76V247H79L78 249L81 248H86L89 247L87 246V242L85 243L82 239V237L79 235L80 234V229L79 227L81 226V230L84 228L83 226H86L85 222H82L80 226H78V223H76L75 219H74V216H76V213L72 210V212H70V214L68 215V220L66 221H61L63 219L64 216H67V214L69 213V209L71 207H75V204H78L79 206H81V204L77 203L76 200L77 199H87L88 202L91 203V197H92V194H89L87 193L88 192V189H86ZM93 187V186H92ZM133 187V186H132ZM139 187V186H138ZM146 187V186H145ZM180 187V189L178 188ZM210 186V188H212ZM216 187V186H215ZM94 188V187H93ZM99 188V186H98ZM96 188V189H98ZM101 188V187H100ZM104 188V187H103ZM130 188V187H129ZM185 188V189H184ZM202 188V187H201ZM35 189V188H34ZM90 189V187H89ZM102 189V188H101ZM189 189V188H187ZM32 190V189H31ZM117 190V189H116ZM116 190H113L112 191V194H117L118 192H116ZM132 190V189H130ZM135 190H136V187H135ZM192 190V189H191ZM213 190V189H212ZM211 190V191H212ZM220 190V189H219ZM222 190V189H221ZM221 190H220V193H221ZM126 191V190H125ZM139 191H141L139 189ZM196 191V190H195ZM216 193V188L215 190ZM58 192V191H57ZM92 192V191H91ZM111 192V191H110ZM109 192V193H110ZM123 192V191H122ZM146 192V191H145ZM144 192V193H145ZM186 192V191H185ZM210 192V191H209ZM208 192V196L212 197L213 194H210ZM219 192V191H218ZM95 193V192H94ZM131 193V192H130ZM157 193V192H156ZM155 193V194H156ZM187 193V192H186ZM214 193V192H212ZM222 193V194H223ZM89 194V195H88ZM108 194V193H107ZM197 194V192H196ZM210 194V195H209ZM19 195V194H18ZM134 195V194H133ZM136 195V194H135ZM139 195V194H138ZM149 195V194H148ZM160 195V194H159ZM212 195V196H211ZM215 195V194H214ZM158 196V194H157ZM197 196H199V193L197 194ZM226 196V197H227ZM117 197V196H115ZM123 198H121L120 200H111V201H105V202H101L98 206L95 205V207H86V206H81L83 212L85 213L86 216H90V217H93L94 216L96 217L97 220L100 221V223H103V222H110L108 223V226L111 225V222L115 223L117 226H121L125 229H127L126 231L128 230H131V228H134L133 231H135V234H136V231H138L139 229V226L142 228L141 230H143V228H146L147 231H144L145 232V235L143 233V236L141 237V241L140 244H141V247L144 246V248H142L143 250H140L139 247H134L132 246L131 249H126L125 251H122L119 250L118 248V256H120L122 259H123V263L124 261H129L128 264H172V260L171 258L173 257L172 254L168 252V255H167V251L168 250H171L169 246H167L166 244H163L161 246L160 249H157L156 247V243L158 242V240H160L159 238H161V240L165 241V240H173V229H172V226L173 224L171 223V225H167L168 226V229L166 228V230H163L162 228V231H158V227L157 229L155 228V226H157V224L155 226H151L149 224V220L148 219V212L146 213V210L151 206V202H152V199L151 197L147 198L148 196L145 195H142V197H144V199H142L141 196V199H142V202H144L145 204L147 205H143V206H140L139 210H137L136 212V207H135V203H136V199H134L135 197H133L132 195L130 196L127 195V196H122ZM137 197V198H139ZM171 197V196H170ZM176 197V196H175ZM200 197V196H199ZM204 197V195H203ZM200 198V199H203ZM208 197V198H210ZM221 197V196H219ZM225 197V196H224ZM206 198V197H205ZM207 198V199H208ZM8 199V198H7ZM18 199V198H17ZM103 199V198H102ZM171 199V198H170ZM169 199V200H170ZM177 199V198H175ZM179 199V198H178ZM182 199V198H181ZM199 199V200H200ZM214 199V198H213ZM224 199V201H225ZM159 200V199H158ZM161 200V199H160ZM168 200V201H169ZM173 200V202H172ZM171 200V202H167L168 203V215L171 214V213H174L176 212V208H177V202H175L176 200H174V198ZM188 200V199H187ZM198 200V201H199ZM205 200V199H204ZM216 200V199H215ZM9 203L12 202L11 199L7 200ZM19 201V200H18ZM26 201V202H25ZM139 201V200H138ZM141 201V200H140ZM139 201V202H140ZM210 201V200H209ZM223 201V202H224ZM239 201L243 202V206H244V209H247L248 207L250 208V211L251 210H258V214L253 216V214L250 216V214L248 216H245L244 215V209L243 208H239L241 205H238ZM87 202V201H86ZM164 202V201H163ZM197 202V201H196ZM201 202V201H200ZM19 203V202H18ZM66 203V205L64 204ZM150 203V204H149ZM185 203V202H183ZM221 203V202H220ZM224 203V204H226ZM238 203V204H237ZM256 203V204H255ZM259 203V204H258ZM7 203L5 202L4 205H6ZM17 204V202H16ZM138 204V202H137ZM142 204V203H140ZM150 206H149V205ZM162 204V203H161ZM165 204V203H164ZM258 204V205H257ZM68 205V206H67ZM139 205V204H138ZM179 205V204H178ZM238 205V206H237ZM20 206V205H18ZM17 206V208H18ZM26 206V205H25ZM149 206V207H148ZM13 207V206H12ZM136 209H135V208ZM148 207V208H147ZM156 207V206H155ZM226 207V208H227ZM15 208V206H14ZM13 208V209H14ZM92 208V209H91ZM158 208V207H157ZM161 208V207H160ZM159 208V209H160ZM164 208V207H163ZM73 209V208H72ZM154 209V208H153ZM156 209V208H155ZM166 209V208H165ZM4 212H6L8 210V207L5 206V208L3 209ZM2 210V211H3ZM27 211H25L27 213ZM158 211V210H157ZM162 211V210H161ZM174 211V212H173ZM228 211V212H229ZM250 211H248L250 213ZM12 212V211H11ZM79 212V211H78ZM82 212V211H81ZM139 212V214H137ZM247 212V213H248ZM252 212V211H251ZM14 213V212H12ZM20 213V212H18ZM18 213L16 215H18ZM152 213V212H151ZM159 213V212H158ZM166 213V212H165ZM146 214H148L146 216ZM161 214V213H160ZM180 214V213H179ZM14 215V214H13ZM12 215V216H13ZM20 215V214H19ZM18 215V216H19ZM164 215V214H163ZM162 215V216H163ZM184 215V214H183ZM228 215V214H227ZM226 215V216H227ZM8 216V215H7ZM23 216V215H22ZM26 216V215H25ZM32 216V215H31ZM30 216V217H31ZM77 216H79V213H77ZM257 216V217H256ZM11 217V216H10ZM27 217V216H26ZM38 217V218H39ZM71 217V218H70ZM169 217V216H168ZM19 218V217H18ZM37 219V217H35ZM80 220L82 219L81 217H78ZM153 218V216H152ZM151 218V219H152ZM159 218V217H158ZM255 218V219H254ZM20 219V218H19ZM33 219V218H32ZM66 219V218H65ZM142 219L141 221L143 222V225H139L137 224L139 222V220ZM179 219V218H178ZM177 219V220H178ZM189 219V218H188ZM34 220V219H33ZM32 220V221H33ZM171 220V219H170ZM194 220V219H193ZM2 221V220H1ZM30 221V220H29ZM140 221V222H141ZM155 222V220H153ZM158 221V220H157ZM160 221V220H159ZM188 221V220H187ZM5 221H2L1 224L3 226H5V228H15L16 226H19V228H21L20 230L23 231V226H25L24 223H22L23 221L22 220H18L17 218H15V216H13V218H9V223H4ZM17 222V223H16ZM28 222V220L26 221ZM150 222H152L150 220ZM166 222V221H165ZM173 222V221H172ZM179 222V221H178ZM186 222V221H185ZM19 223V224H18ZM29 223H32L31 221ZM38 223V222H37ZM99 223V224H100ZM156 223V222H155ZM159 223V222H158ZM161 223V222H160ZM163 223V222H162ZM180 223V222H179ZM189 223V222H188ZM192 223V222H191ZM40 224H43V223H40ZM152 224V223H151ZM166 224V223H165ZM169 224V223H168ZM185 224V223H184ZM197 224V223H196ZM105 225V224H101V228L102 226ZM114 225V224H113ZM139 225V226H138ZM163 224H161L162 226ZM106 226V225H105ZM104 226V228L106 229V227ZM138 226V228H137ZM165 225V227H167ZM120 227V228H121ZM160 227V226H159ZM26 228V227H25ZM28 228V227H27ZM18 229V228H17ZM45 229V224L42 226V230ZM112 229V227H111ZM110 229V230H111ZM116 229V228H115ZM160 229V228H159ZM196 229V228H195ZM194 229V231H191V235L192 236H197V237H200L202 236L205 237V234H203L202 232V229L200 227H198L196 230ZM20 230H18L19 232L17 233L18 237L19 238V234H20ZM27 230V229H26ZM108 230V229H106ZM110 230H108V232H110ZM113 230V229H112ZM141 230H140V234H141ZM188 230V229H187ZM186 230V231H187ZM190 230V229H189ZM14 231V230H13ZM12 231V232H13ZM83 231V230H82ZM102 231V230H101ZM104 231V229H103ZM228 231V229H227ZM11 232V233H12ZM88 232V231H87ZM139 232V231H138ZM188 232V231H187ZM230 232V231H229ZM13 233H16L15 231ZM12 233V235H13ZM86 233V232H85ZM118 233V232H117ZM123 233V232H122ZM131 233V232H129ZM138 234V233H137ZM164 235V237H162L161 235ZM86 235V234H85ZM118 235V234H117ZM130 236H132L131 234H129ZM128 235V236H129ZM89 236V235H87ZM86 236V237H87ZM139 236V235H137ZM11 238H14L15 236H10ZM84 237V236H83ZM121 237V236H120ZM123 237V236H122ZM207 237V236H206ZM17 238V239H18ZM20 238H23V235H20ZM48 238V237H47ZM123 238H126V237H123ZM122 238V239H123ZM128 238V237H127ZM126 238V239H127ZM130 238V237H129ZM137 238V237H136ZM168 238V239H167ZM195 238V237H194ZM115 239V238H114ZM119 239V238H118ZM140 239V238H138ZM176 239V238H175ZM219 239V238H218ZM15 240V239H13ZM50 240L48 241V245L46 244V247L48 248L49 246H52L53 244L50 242ZM51 240V241H52ZM89 240V239H88ZM128 240V239H127ZM132 240V238H131ZM169 240H168V243H169ZM205 240V239H204ZM214 240V239H213ZM217 240V239H216ZM22 241V240H21ZM117 241V240H116ZM162 241V242H163ZM215 241V240H214ZM226 241V240H225ZM8 242V241H6ZM16 242V241H15ZM49 242L51 243V245L49 244ZM90 242V241H89ZM134 242V240H133ZM137 243V241H135ZM221 242V241H220ZM2 243V242H1ZM5 243V242H4ZM17 243V242H16ZM66 243V244H65ZM164 243V242H163ZM100 244V243H99ZM4 246H0L1 250H0V253L1 255L5 258V260L7 261V264H17L16 262L20 261V260H16L17 258H15L13 256L14 253H11L10 250L8 249V244L5 243L3 244ZM43 245V244H42ZM60 245V244H59ZM89 245V244H88ZM105 245V244H104ZM103 245V246H104ZM138 245V244H137ZM102 246V244H101ZM100 246V247H101ZM102 246V247H103ZM45 247V246H43ZM45 247V248H46ZM59 247H63L64 246H59ZM70 247V248H71ZM104 251L106 252V246L105 248L103 247ZM44 248V249H45ZM46 248V249H47ZM52 248V247H51ZM69 248V247H68ZM90 248V247H89ZM43 249V251H44ZM50 249V248H48ZM47 249V250H48ZM54 249V248H53ZM66 249V248H65ZM77 249V248H76ZM91 249V248H90ZM96 249V248H95ZM148 249V252L150 253V255H147V253H144L143 251L144 250H147ZM173 249V248H172ZM263 250V255L262 257H259V259L261 258L262 259V262L264 261V246L262 248ZM46 250V251H47ZM75 250V249H73ZM98 250V249H97ZM108 250V249H107ZM217 250V248H216ZM21 251H22V248H21ZM40 251V250H39ZM50 251V250H49ZM48 251V252H49ZM52 251V250H51ZM50 251V252H51ZM54 251V250H53ZM62 251V250H60ZM83 251V250H82ZM94 252V250H92ZM91 251V252H92ZM100 253L101 250L99 249L98 250ZM117 251V250H116ZM41 252V251H40ZM47 252V253H48ZM64 252V251H63ZM70 252V251H69ZM74 252V251H73ZM72 252V253H73ZM87 252V251H86ZM163 252V253H162ZM219 252V251H218ZM259 252V251H258ZM54 253V252H53ZM66 253V252H65ZM71 253V252H70ZM80 253V252H79ZM82 253V252H81ZM97 253V254H98ZM242 253V251H241ZM262 253V252H261ZM50 254V253H49ZM63 254V253H62ZM75 254V253H73ZM88 254V253H87ZM96 254V250L94 252V255ZM96 254V255H97ZM107 254V253H106ZM116 253H114L115 255ZM47 255V254H46ZM45 255V256H46ZM59 255V254H58ZM66 255V254H65ZM112 255V257L114 256ZM242 255V254H241ZM246 255V256H247ZM61 256V255H59ZM64 257V255H62ZM72 256V255H71ZM80 256V255H79ZM84 256V255H83ZM86 256V255H85ZM106 256V255H105ZM104 256V257H105ZM108 256V255H107ZM247 256V257H248ZM87 257V256H86ZM85 257V258H86ZM89 257V256H88ZM240 257V256H239ZM25 258V256H24ZM81 258V257H80ZM93 258V257H92ZM91 258V260H93ZM116 258V257H115ZM118 258V257H117ZM219 258V257H218ZM52 259V258H51ZM57 259V258H56ZM111 259V258H110ZM120 259V258H119ZM122 259H121V262H122ZM184 259V258H183ZM182 259V260H183ZM243 259V258H242ZM249 259V261H250ZM87 260V259H86ZM90 260V261H91ZM96 260V258H95ZM177 260V259H176ZM179 262L181 261V256H179ZM186 260V259H184ZM25 261V259H24ZM40 261V260H39ZM42 261V260H41ZM46 261V260H45ZM49 261V260H48ZM84 261V260H82ZM108 261V260H107ZM175 262V260H173ZM248 261V262H249ZM9 262V263H8ZM21 262V261H20ZM68 262V261H67ZM253 262V261H252ZM259 262V261H258ZM27 263V260L25 261V264ZM45 263V262H44ZM42 263V264H44ZM65 263V262H64ZM74 263V262H73ZM92 263V262H91ZM106 263V262H105ZM189 263V262H188ZM18 264H20L18 262ZM28 264V263H27ZM38 264V263H36ZM67 264V263H66ZM126 264V263H125Z\"/></svg>", "mask_w": 264, "mask_h": 264}]
</instances>
